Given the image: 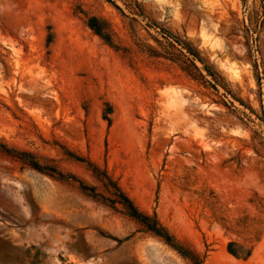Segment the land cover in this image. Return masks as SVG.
<instances>
[{
	"label": "rangeland",
	"instance_id": "obj_1",
	"mask_svg": "<svg viewBox=\"0 0 264 264\" xmlns=\"http://www.w3.org/2000/svg\"><path fill=\"white\" fill-rule=\"evenodd\" d=\"M160 31L218 85L170 59ZM0 142L90 185L66 151L94 163L203 264H264V0H0ZM0 264L192 263L0 152Z\"/></svg>",
	"mask_w": 264,
	"mask_h": 264
},
{
	"label": "trees",
	"instance_id": "obj_2",
	"mask_svg": "<svg viewBox=\"0 0 264 264\" xmlns=\"http://www.w3.org/2000/svg\"><path fill=\"white\" fill-rule=\"evenodd\" d=\"M87 25L105 42L112 44L111 33L105 21L90 16L87 19ZM160 33L162 34V37L167 40L168 46L173 49V51L165 50L164 52L169 55L170 59L179 61L183 71L192 78L199 79L203 83H208L212 87L218 85V74L213 71L209 65L203 63L202 58L198 55L196 50L187 46L185 41L172 37L168 32L160 31ZM195 60L202 64L201 68L196 66ZM200 70H204L205 73L202 74ZM206 76H209L210 79L207 80L205 78ZM107 113H109V111ZM104 118L109 121V118L106 115ZM0 152L6 156L17 159L23 166L31 168L39 173L45 174L61 182L76 184L77 189L82 194L91 198L95 202L101 203L114 211H118L133 219L140 226L142 231L160 238L164 243L176 250L182 257L189 260L192 264H203L202 258L196 252L176 241L166 228L159 223L155 215H150L139 210L118 183L105 170L99 168L89 160L76 155L71 151H66V154L70 158L87 164L98 185L87 184L75 175L63 172L52 163L51 159H39L31 152L16 151L2 142H0ZM232 246L233 243L228 244V251L233 255H238L237 250L232 248ZM242 254L247 256L249 255V252H244Z\"/></svg>",
	"mask_w": 264,
	"mask_h": 264
}]
</instances>
